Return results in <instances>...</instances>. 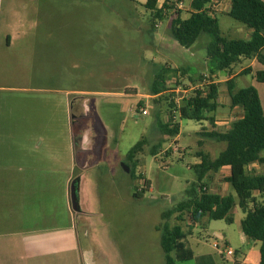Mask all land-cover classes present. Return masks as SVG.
Masks as SVG:
<instances>
[{
    "label": "rangeland",
    "instance_id": "374dc122",
    "mask_svg": "<svg viewBox=\"0 0 264 264\" xmlns=\"http://www.w3.org/2000/svg\"><path fill=\"white\" fill-rule=\"evenodd\" d=\"M190 1L180 0L182 18L189 15ZM144 2L17 0L13 7L24 22H9V30L14 38L17 32L24 31L26 44L21 47V40H14L9 49L2 47L0 51V69L8 73L1 82L22 88L0 91V131L21 135L12 141L36 144L41 151L56 147L58 153L64 154L71 136L91 126L100 134L101 125L115 137L118 134L123 166L128 150L145 139L141 152L133 159L134 165H129L132 176L122 173L117 213L100 230L103 243L115 244L111 252L113 264H164L159 229L166 221L168 225L176 221L174 215L164 221L162 212L184 199L186 190L195 182L192 166L198 163L196 153L203 151L214 159L225 148L224 142L203 134L210 130L224 132L241 115L239 108L230 107L224 83H218L215 127L208 121L179 119L176 112L178 132L161 133L158 122L169 121V100L181 104L191 92L190 87L203 83L200 77L207 73L208 37L201 34L191 47H181L170 34L174 16L151 21ZM209 7L218 19L222 36L249 38L250 29L224 14L229 8L228 0L210 3ZM11 20L15 21V15ZM163 66L177 71L168 75L162 95H151L150 85ZM244 66H250L252 73L237 77L236 88L255 87L264 108V82H257L254 75L264 71V65L242 59L235 70ZM216 75L221 81L226 78L225 71ZM81 102L88 107L89 115L79 121L75 115L81 112ZM141 108H146L148 115H140ZM249 170L264 173V164H253ZM224 174L210 173L205 178L207 190L235 195L224 181ZM136 192L140 193L138 197H134ZM234 212L231 224L207 217L199 223L187 219L181 222L184 230L190 227L187 244L194 257L176 264H226L236 255H226L224 240L232 249L245 252L239 225L243 213L237 207ZM88 237L82 234L81 243L86 241L96 250V243ZM215 242L217 248L213 247Z\"/></svg>",
    "mask_w": 264,
    "mask_h": 264
},
{
    "label": "crops",
    "instance_id": "0c3cea01",
    "mask_svg": "<svg viewBox=\"0 0 264 264\" xmlns=\"http://www.w3.org/2000/svg\"><path fill=\"white\" fill-rule=\"evenodd\" d=\"M15 1L0 0V51L2 47L9 49L14 40H21V47L26 44L24 31L17 32L14 38L9 30V22H24L13 7ZM13 15L15 21L11 20ZM235 67L233 75L237 78L242 69L250 66L239 70ZM6 75L8 73L0 69V91L22 89L2 83ZM228 78L227 73L222 81L216 75L214 82L225 85ZM86 116L78 117V120ZM93 128L86 127L71 136L64 154L58 153L56 147L41 151L36 144H20L12 141L21 136L18 133L0 131V264H85L84 257L87 264H113L111 252L115 250V244L112 241L107 245L103 243L100 230L106 228L117 213L122 173L132 176L129 165H134V157L131 161L126 154L122 166L118 134L115 137L101 125L100 134ZM222 171L224 178L229 175L228 166L214 174ZM72 183L77 188L78 210H73L71 205ZM228 194L232 193L225 195ZM82 234L96 243V250L86 241L81 243ZM243 237L245 252L232 249L229 241L224 240L227 249L236 255L226 264H258L259 242L247 239L244 234Z\"/></svg>",
    "mask_w": 264,
    "mask_h": 264
},
{
    "label": "trees",
    "instance_id": "16d2710c",
    "mask_svg": "<svg viewBox=\"0 0 264 264\" xmlns=\"http://www.w3.org/2000/svg\"><path fill=\"white\" fill-rule=\"evenodd\" d=\"M156 1L145 0L143 3L151 21L174 16L170 34L181 47H191L201 34L208 37L205 44L207 73L200 77L203 83L188 97L184 96L181 104H175L172 98L169 100V121L165 124L158 122L161 133L172 135L178 132V122L172 121V110L178 113L179 119L208 121L215 127L214 115L219 103L218 84L214 80L220 71L229 75L225 85L230 107L241 110V117L232 121L226 131L210 130L203 134L216 142H224L225 148L214 159L203 151L196 153L199 162L192 166L195 182L186 190L184 199L162 212L164 221L173 215L176 221L173 225H168L166 221L159 229L164 264H176L193 258V251L187 244L190 227L184 230L181 222L187 219L191 223H199L203 217H207L231 224L236 207L244 214L240 220L241 231L247 239L259 242L258 264H264V173L249 170L253 163L264 164V109L256 88L248 86L237 89L236 76L233 75V68L241 59H255L264 64V0H228L230 7L226 15L251 30L248 39H228L221 35L218 19L209 7L210 3L221 0H191V11L186 19L181 18V11L175 7V3L180 0H165L161 8L156 7ZM176 71L161 67L150 85L151 95H162L166 90L168 75ZM250 73L252 69L246 67L239 75ZM255 79L259 83L264 82V71H257ZM176 85L179 86V83ZM144 143V138L136 142L127 152V158L132 161L141 152ZM224 166L229 167V175L224 181L235 195L222 196L207 190L205 177ZM144 185L149 187L147 181H144ZM139 195V192L134 194L135 197Z\"/></svg>",
    "mask_w": 264,
    "mask_h": 264
},
{
    "label": "built area",
    "instance_id": "2783aa9c",
    "mask_svg": "<svg viewBox=\"0 0 264 264\" xmlns=\"http://www.w3.org/2000/svg\"><path fill=\"white\" fill-rule=\"evenodd\" d=\"M164 2H165V0H161V2H160V0H157V1H156V7H157V8H161ZM213 5H214V4H213ZM175 7H176L177 9H179V8L181 7V2H180V1H179V2H176V3H175ZM195 89H197V86L190 87V88H189V91L192 92V91L195 90ZM183 91H187V88H186V89H183ZM191 92H190V93H191ZM190 93H189V94H190ZM189 94H187V95H185V96L188 97ZM174 103L178 105V103H177L176 100H174ZM139 112H140V115H142V116H146V115H148V110H147L146 108H141V109L139 110ZM175 113H176V111H175V110H172V113H171V114H172V121H174ZM213 247L217 248V247H218V244L215 242V243L213 244ZM225 253H226V255H228V256H233V255H235V252H234L233 250H230V249H227V250L225 251Z\"/></svg>",
    "mask_w": 264,
    "mask_h": 264
},
{
    "label": "water",
    "instance_id": "95a60500",
    "mask_svg": "<svg viewBox=\"0 0 264 264\" xmlns=\"http://www.w3.org/2000/svg\"><path fill=\"white\" fill-rule=\"evenodd\" d=\"M70 199L73 210H78V194L74 183L70 186Z\"/></svg>",
    "mask_w": 264,
    "mask_h": 264
},
{
    "label": "flooded vegetation",
    "instance_id": "af4514ba",
    "mask_svg": "<svg viewBox=\"0 0 264 264\" xmlns=\"http://www.w3.org/2000/svg\"><path fill=\"white\" fill-rule=\"evenodd\" d=\"M79 106L81 108V112L79 114L75 115V117H84V116H86L89 113L88 107L85 105L84 102H81Z\"/></svg>",
    "mask_w": 264,
    "mask_h": 264
}]
</instances>
